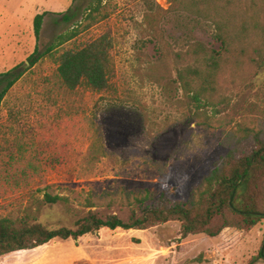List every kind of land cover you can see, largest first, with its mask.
<instances>
[{
  "label": "rangeland",
  "instance_id": "obj_1",
  "mask_svg": "<svg viewBox=\"0 0 264 264\" xmlns=\"http://www.w3.org/2000/svg\"><path fill=\"white\" fill-rule=\"evenodd\" d=\"M93 2L75 5L85 12ZM73 4L0 0V74L17 67L22 74L0 108V217L29 212L49 227L72 228L89 198L97 213L123 220L128 204L147 194L188 200L228 153L230 133L264 122V0H103L96 24L83 20L73 40L31 67L37 46L45 52L77 28L57 22ZM44 12L53 14L37 40L33 23ZM214 16L239 38L209 91L210 120L195 121L178 72L199 65L196 43L220 50ZM105 34L113 41L112 91H68L57 76L61 55ZM36 191L37 198L50 192L70 204L35 202ZM180 227L102 229L3 256L0 264H248L264 240V223L217 238L181 239Z\"/></svg>",
  "mask_w": 264,
  "mask_h": 264
},
{
  "label": "trees",
  "instance_id": "obj_2",
  "mask_svg": "<svg viewBox=\"0 0 264 264\" xmlns=\"http://www.w3.org/2000/svg\"><path fill=\"white\" fill-rule=\"evenodd\" d=\"M77 3L78 0H74L66 13L57 15L60 16L58 23H73L77 28L60 35L45 52L37 46L28 60L31 67L52 54L57 47L73 40L83 20H92L91 26L96 24L94 13L99 12L103 0H94L85 12L75 5ZM146 6L153 10L155 3L147 2ZM199 13L202 17L208 14L205 11ZM51 14L44 12L35 17L33 24L37 40H40L46 17ZM210 18L216 25L213 38L220 43V50L196 43L194 52L199 65L188 66L178 72V82L193 106L195 121L210 120L207 108L215 104L209 97V91L214 89L215 75L224 59L236 51L233 44L239 38L238 35L233 37L228 34L227 23L217 22L216 16ZM243 24L246 22L242 23V33L245 29ZM112 49V38L105 34L83 47L64 52L57 69L62 86L73 93L80 89L98 93L112 91L115 78ZM17 70L18 67L0 74V85L5 84L0 92V108L8 92L22 76L15 74ZM228 138V153L213 164L199 189L186 201L175 200L165 191L158 195L147 194L128 204L129 218L123 220L118 215L97 213L94 202L89 198L86 210L76 211L78 219L72 228L49 227L29 212L19 219L0 217V258L19 251L34 250L57 239L78 240L102 229L152 230L168 223H179L181 239L196 235L217 238L227 229L250 232L264 223V122L241 126ZM40 192L33 193L35 202L66 207L70 204L68 197L50 192H45L43 198H37L36 194ZM260 263H264V240L258 254L248 262Z\"/></svg>",
  "mask_w": 264,
  "mask_h": 264
}]
</instances>
